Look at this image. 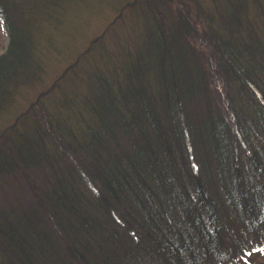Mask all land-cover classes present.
<instances>
[{"label": "trees", "instance_id": "16d2710c", "mask_svg": "<svg viewBox=\"0 0 264 264\" xmlns=\"http://www.w3.org/2000/svg\"><path fill=\"white\" fill-rule=\"evenodd\" d=\"M73 1L0 0V116ZM188 1L125 5L151 26L138 52L115 55L122 78L108 55L81 67L92 43L0 126V264H246L264 252V0L211 12ZM73 72L89 86L80 104L58 87Z\"/></svg>", "mask_w": 264, "mask_h": 264}, {"label": "rangeland", "instance_id": "374dc122", "mask_svg": "<svg viewBox=\"0 0 264 264\" xmlns=\"http://www.w3.org/2000/svg\"><path fill=\"white\" fill-rule=\"evenodd\" d=\"M134 1L75 0L71 2L69 10L63 16V26L58 30L45 31L44 35L40 34L38 36V51L41 52L39 57L42 63V68L39 69L42 70L39 71L33 83L23 87L16 96L13 105L7 108L5 114L0 116V126L7 123L15 114L22 110L38 91L46 89L60 71L67 68L66 66L71 64L79 53L87 47H91L92 43L96 42L97 50L92 47L91 53L93 57L88 56L87 62L81 67L90 65L101 66L100 55L102 54V57H107L108 55L113 59V61L109 60L110 64H113L118 71L115 78L119 76L122 78V73L119 71L117 64H114L115 55L118 53L122 54L124 51L132 53L131 55H134V52H138V47L142 41H145V36L148 33L147 27L151 26L149 16L146 13V15L142 13V10L137 8L134 11H129L124 8L125 5H130ZM187 5L192 7V9L193 7H202L201 10L211 12L212 9L217 8L219 0H195V3L188 1ZM173 7V11L182 9L180 8V3H176ZM202 19L203 16L201 14L197 21L200 22ZM164 25V33H167L169 25L166 22ZM196 27L200 32L202 31L199 34L201 38L206 39L203 36V30L197 25ZM8 41L6 28L0 18V54L6 50ZM196 45L199 47L197 38ZM73 70L75 71V68ZM74 73H70V80L64 86L58 85V87L59 91L64 92V95L72 98L74 104H80L78 98H73L75 97L74 94L77 90L85 93L89 86L83 78L86 73H82V76L80 72ZM245 263L264 264V252H258V254L250 256L247 260L245 259Z\"/></svg>", "mask_w": 264, "mask_h": 264}]
</instances>
